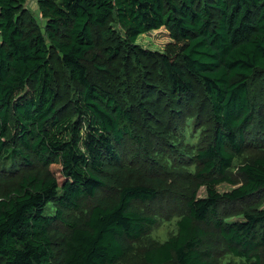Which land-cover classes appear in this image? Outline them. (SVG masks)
Wrapping results in <instances>:
<instances>
[{
  "label": "trees",
  "instance_id": "1",
  "mask_svg": "<svg viewBox=\"0 0 264 264\" xmlns=\"http://www.w3.org/2000/svg\"><path fill=\"white\" fill-rule=\"evenodd\" d=\"M29 1L0 0V264H264V0Z\"/></svg>",
  "mask_w": 264,
  "mask_h": 264
},
{
  "label": "rangeland",
  "instance_id": "2",
  "mask_svg": "<svg viewBox=\"0 0 264 264\" xmlns=\"http://www.w3.org/2000/svg\"><path fill=\"white\" fill-rule=\"evenodd\" d=\"M27 6H28V8L34 10L33 14H35L37 16V11L35 10L34 1L30 0L27 3ZM41 23L42 22H40V19L38 18V24L40 25V27H42ZM136 44L145 50H151L153 52L165 53L166 50L173 45V42L169 38V34L164 29H160V30L153 31V32H150V33H147V34L140 36L137 39ZM115 71H116V76L115 77L112 76L110 78L111 81H115V79L117 77H119L121 79L122 76L128 77V75H133V64L131 62H129V63L127 62L125 66L118 64L115 67ZM94 78L96 80L97 79L99 80L98 75H95ZM199 93H200V90L197 89L195 91V95L197 96V94H199ZM194 142H195V138H193V139H191V141H189V143H194ZM233 188H235V186H231L228 184H220L219 186L216 187V190L218 193L223 194V193H227V192L231 191ZM197 196L199 198L206 197L205 187H201L198 190ZM256 205H257L256 206L257 208L262 209L264 207V205H261V204H256ZM241 220H242L241 218H235V217L228 219V221H230V222L241 221ZM174 230H175L174 223L171 222L169 224H164L162 226H159L157 229H154L151 233V236L153 238H156L160 242H164L165 240H167L168 235L171 232H174Z\"/></svg>",
  "mask_w": 264,
  "mask_h": 264
}]
</instances>
